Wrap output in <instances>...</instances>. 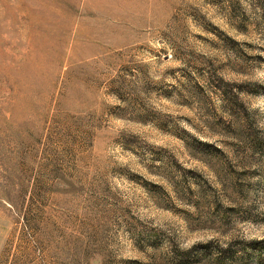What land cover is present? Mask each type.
Listing matches in <instances>:
<instances>
[{
  "label": "rangeland",
  "instance_id": "374dc122",
  "mask_svg": "<svg viewBox=\"0 0 264 264\" xmlns=\"http://www.w3.org/2000/svg\"><path fill=\"white\" fill-rule=\"evenodd\" d=\"M0 264H264V0H0Z\"/></svg>",
  "mask_w": 264,
  "mask_h": 264
}]
</instances>
